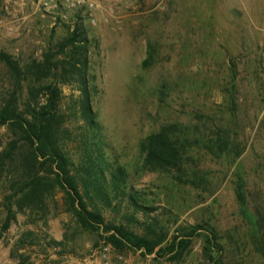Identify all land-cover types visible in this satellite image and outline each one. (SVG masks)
Here are the masks:
<instances>
[{
    "label": "rangeland",
    "instance_id": "374dc122",
    "mask_svg": "<svg viewBox=\"0 0 264 264\" xmlns=\"http://www.w3.org/2000/svg\"><path fill=\"white\" fill-rule=\"evenodd\" d=\"M53 4L0 0V106L11 95L20 109L29 101L45 103L44 91L36 95L32 89L40 86L31 82L32 64L48 54L63 58L58 45L78 26L87 39L84 72L95 138L106 162L122 166L127 176L126 194H111L104 217L135 231L147 224L162 228L163 245L185 234L188 225L208 224L224 244L225 264H264V0H93L91 8L74 10ZM2 55L19 69L11 70ZM59 86L58 108L69 130L64 150L77 162L87 135L80 86L72 79ZM161 129L184 144L185 173L142 166V139ZM19 136L9 124L0 125V154ZM90 152L98 154L93 146ZM5 162L0 167V264H17L21 256L28 257L27 264H213L203 253V229L179 259L113 250L96 232L75 223L60 190L47 198L43 217L13 205L15 218L3 230L4 197L16 176ZM238 177L252 221L236 199ZM130 192L146 208L135 210ZM252 222L259 243L251 236ZM28 231L36 234L34 243L21 246Z\"/></svg>",
    "mask_w": 264,
    "mask_h": 264
},
{
    "label": "trees",
    "instance_id": "16d2710c",
    "mask_svg": "<svg viewBox=\"0 0 264 264\" xmlns=\"http://www.w3.org/2000/svg\"><path fill=\"white\" fill-rule=\"evenodd\" d=\"M86 41L82 31L75 26L58 45L59 52L64 54L63 58L53 59L48 54L41 62H33L32 66L36 72L31 82L40 86L32 89L36 95L44 91L46 96L44 104L37 106L36 103L33 106L29 101L25 108L20 109L16 97L11 95L0 106V125L9 124L20 135L18 139L9 141L0 154V167L7 161V165L16 173L11 192L4 197L7 204L1 229L7 230L15 218L13 205L19 211L27 208L31 212L35 211L38 216H45L47 198L52 196L54 191L60 190L63 193L64 209L75 223L84 231L96 232L104 245L113 250L119 252L139 250L143 255L155 253L179 259L189 246L190 238L196 235L198 230L203 229L206 232L204 255L213 264H225L222 259L224 244L220 242L215 229L208 224L188 225L185 234H175L168 244L163 245L166 233L162 228L147 224L141 231H135L123 222L116 223L104 217L103 207L112 205L111 194L125 193L127 176L122 166L109 165L106 162L100 153L101 145L95 138L97 122L91 109L88 80L84 72L87 60ZM2 57L11 70L19 69L16 61L10 60L6 55ZM32 66H28L27 71H30ZM49 77L51 79L48 82L41 83L42 78ZM70 79L76 80L80 86L78 101L87 133L80 142L84 146L81 147L82 152L77 162H74L64 150V135L68 134L69 130L64 126V114L58 108L62 92L59 83L68 82ZM88 133L92 136L88 137ZM91 146L98 154L90 152ZM184 148V144L174 140L169 131L161 129L152 132L140 143L143 154L142 166L147 170H165L175 172L177 175L185 173L187 168L184 163ZM241 178L238 177L235 186L236 199L241 206V212L252 221ZM128 196L135 210L146 208L136 201L133 192L128 193ZM251 226L255 231L251 236L259 243L262 239L257 234V227L253 222ZM26 233L19 240L21 246L34 243L32 237L36 234L32 231ZM260 235L264 237V234ZM181 236L186 238H180ZM27 238H30L28 242ZM52 244L64 247L61 240L53 239ZM261 252L264 257V249ZM27 260L28 257L21 256L17 264H27L25 262Z\"/></svg>",
    "mask_w": 264,
    "mask_h": 264
},
{
    "label": "built area",
    "instance_id": "2783aa9c",
    "mask_svg": "<svg viewBox=\"0 0 264 264\" xmlns=\"http://www.w3.org/2000/svg\"><path fill=\"white\" fill-rule=\"evenodd\" d=\"M54 2V8H60L61 5H64L66 8H70L72 10L81 7L91 8L93 6V0H50Z\"/></svg>",
    "mask_w": 264,
    "mask_h": 264
}]
</instances>
